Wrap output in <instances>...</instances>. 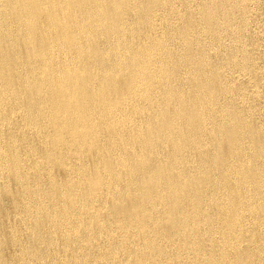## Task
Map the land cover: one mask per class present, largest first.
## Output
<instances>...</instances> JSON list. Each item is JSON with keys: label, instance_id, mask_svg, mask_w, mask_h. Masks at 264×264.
Masks as SVG:
<instances>
[{"label": "bare ground", "instance_id": "1", "mask_svg": "<svg viewBox=\"0 0 264 264\" xmlns=\"http://www.w3.org/2000/svg\"><path fill=\"white\" fill-rule=\"evenodd\" d=\"M8 174L0 264H264V0H0Z\"/></svg>", "mask_w": 264, "mask_h": 264}, {"label": "rangeland", "instance_id": "2", "mask_svg": "<svg viewBox=\"0 0 264 264\" xmlns=\"http://www.w3.org/2000/svg\"><path fill=\"white\" fill-rule=\"evenodd\" d=\"M260 19L261 18L259 17L257 20ZM52 172L56 177L60 179H62V177L64 176L63 170L57 167L56 165H53L51 167V173ZM7 177H8L6 179L7 183L9 182V184H7V188L5 190L3 188H0V257L5 259H11L15 248L10 241L11 237H10V230L8 229V224L13 226L15 224L14 216L12 212H13V204L15 200L18 198V195L16 193L17 188L15 186V180L13 175L8 174ZM2 181H3L2 177H0V185ZM17 226L19 227V223L15 224V228Z\"/></svg>", "mask_w": 264, "mask_h": 264}]
</instances>
